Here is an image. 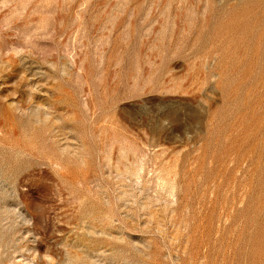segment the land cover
<instances>
[{
	"label": "rangeland",
	"instance_id": "obj_1",
	"mask_svg": "<svg viewBox=\"0 0 264 264\" xmlns=\"http://www.w3.org/2000/svg\"><path fill=\"white\" fill-rule=\"evenodd\" d=\"M0 264H264V0H0Z\"/></svg>",
	"mask_w": 264,
	"mask_h": 264
}]
</instances>
